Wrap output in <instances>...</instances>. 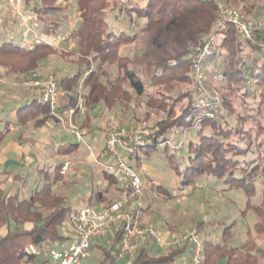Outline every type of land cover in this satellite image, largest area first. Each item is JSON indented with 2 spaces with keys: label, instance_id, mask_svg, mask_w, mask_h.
Masks as SVG:
<instances>
[{
  "label": "trees",
  "instance_id": "obj_1",
  "mask_svg": "<svg viewBox=\"0 0 264 264\" xmlns=\"http://www.w3.org/2000/svg\"><path fill=\"white\" fill-rule=\"evenodd\" d=\"M56 1L24 0V5L35 11L42 30L57 36L58 17L64 6ZM72 1L78 12V20L69 29L68 39L76 46L72 50L76 58L72 60L73 71L60 74L56 82L68 97L67 103L63 105L67 108L76 105L78 85L82 81L86 111L102 103L108 110L119 107L120 111L125 112L133 101H138V97L144 95L143 80L130 68L132 59L120 51L122 46L134 44L141 30L159 27L154 42L164 49L159 37L166 35L165 43L173 51V55L166 52L168 55L165 57L157 53L150 54L153 62L149 61L148 67L152 84L160 87L171 81L175 84L190 81L194 44L212 31L208 30L198 39L196 34L202 28L195 25V19L202 16L205 8L216 11L215 0H145L136 8L128 3L130 0H124L122 5L126 7V12L121 23L125 24L127 20L129 26L123 28L116 20L117 27L114 30L109 29L105 16L108 10L118 7L113 4L107 7L104 0ZM232 1L226 0L233 6ZM241 4L237 8L246 18L258 16L252 14L253 4ZM131 11L135 13L134 17L130 16L134 14ZM131 17L137 21L138 30L137 27L135 30L132 28ZM15 21L16 17L10 20V24L13 25ZM218 33L220 38L217 47L208 59L205 70L209 83L220 91L222 111L212 110L215 113L213 117L201 116L193 107V89L177 95L169 105L158 100L163 97L160 91H154L144 101L149 109L144 116L132 117L146 130L144 138L165 139L173 128L184 126L196 129V139L189 140L180 149H186V161H179L167 148L158 149L147 144L139 146L129 155V160L139 167L143 160L150 158L152 151L162 150L163 163L170 165L179 178L178 189L186 186L194 189L197 180L212 179L220 182L224 191H242L245 196L242 212L251 210L254 213L253 231L261 235L264 234V165L261 164L260 152L264 147V53L248 41L238 38L230 23H225ZM58 53L60 50L55 45L42 39L34 40L29 45L12 39L0 40V65L10 67L12 71L33 70L48 56ZM113 63L118 72L111 77L104 66ZM236 99L242 102L249 99L251 104L256 103L257 106H248L251 112H239L234 106ZM181 101L183 103L176 109ZM151 110L158 112L155 118H149ZM48 112L47 106L41 105L37 97L15 107L18 123H26L38 114ZM231 118L235 120V127L231 125ZM87 125L86 120L84 126ZM3 134L0 131V141ZM233 136L236 138L234 142ZM69 147L60 146L58 151L62 153ZM252 147H255L257 156H253ZM41 173L40 185L26 198L19 199L17 194H7L0 187V264H36L37 252L48 253L53 245L62 243L66 237L61 227L70 212L67 197L54 189V181L62 179L59 166L54 167L53 173L45 169ZM105 175L110 181L118 179L108 172ZM156 189L159 193L170 194L162 185ZM196 227L201 233L203 221H198ZM249 234L241 246L228 245L231 236L229 226L225 227L219 240L211 241L207 236H201L203 263L220 264V260L224 259V264H256L258 248ZM119 237L120 229L112 231L105 238L108 245L101 246L96 264H116ZM183 254H190L188 243L163 247L155 253L143 245L124 264H179L177 258ZM38 264L49 262L44 259Z\"/></svg>",
  "mask_w": 264,
  "mask_h": 264
},
{
  "label": "rangeland",
  "instance_id": "obj_2",
  "mask_svg": "<svg viewBox=\"0 0 264 264\" xmlns=\"http://www.w3.org/2000/svg\"><path fill=\"white\" fill-rule=\"evenodd\" d=\"M65 1L66 3H64ZM120 1V2H119ZM126 1V0H125ZM129 1V0H128ZM145 0H130L128 2L132 6L139 7ZM5 2V1H4ZM3 2V3H4ZM105 5L107 7L116 6L118 9L108 10L105 16L106 21L108 22L109 29H114L117 27L116 20L120 23L121 27L129 26V22L125 20V24L121 23L125 18L126 7L122 5L124 0H104ZM2 3V5H3ZM120 3V4H119ZM244 3L245 5L253 4L252 14L260 15L264 13V0H233V7L242 12L237 7H240ZM59 4V2L57 3ZM61 5H63V13L60 15H64L62 17V26L66 28L74 27L78 20V12L75 9L73 1L69 0H61ZM124 4V3H123ZM232 6V5H231ZM3 10L8 12L10 20L15 16L13 11L10 9H6L3 7ZM134 10V9H133ZM131 13H134L131 11ZM216 11L214 9L205 8L202 10V16L198 19H195V25L200 26L202 29L198 31L197 38L199 39L203 36L208 30H211L213 27V19ZM59 15V17H60ZM134 14H130V16L134 17ZM36 19L32 20L30 24H34L33 32L27 30L26 26L16 17L15 23L7 28L6 32L8 35L12 36L16 33L15 37L12 38L15 42H20L22 44L29 45L34 40L40 39V34L37 31V28L40 26V22L38 17L35 14ZM131 17V25L135 30L137 27V21ZM66 20V22H65ZM139 26L137 27V30ZM159 27L155 26L153 28H148L147 30H141L139 33V37L134 44L124 45L120 49L121 53L124 55H128L132 62L130 64V68H133L135 72L140 76L143 80V84L145 87V93L141 97H138V101H133L127 111L116 110L115 112L109 111L104 105L99 104L91 108L88 119L91 124L105 126L106 122H110L111 120H117L119 127L128 129L129 126H137L142 127L137 124L134 120H132L133 116L143 117L144 113L149 110L145 105L144 101L147 100L148 96L154 91H160L163 97L158 98L159 101L163 100L166 104H170L177 95L185 94L187 91L192 89L191 80L190 81H182L181 83L175 84L172 81L167 85L163 86H155L150 81L151 70L148 67V62L152 61V57H150L151 53H157L162 56H166L168 54L173 55V51L170 46H168L165 41L166 35H160L159 41L163 44L164 49L160 48L157 42H154V38L159 34ZM27 31V32H26ZM30 35L31 37L27 38L23 35ZM69 30L65 33L64 37L62 35L60 42L57 43V48L60 50V53L53 54L48 56V58L40 63V66L33 70H24V71H12L10 67H4L0 65V107L11 106L17 100H22L26 95L33 93L36 90H39L37 87L28 85L24 83L28 79L38 78V80H43L48 75H53L56 79L60 73H63L65 68H72V60H75L76 55H72V50L76 48L75 44L68 39ZM10 38H7V40ZM31 41V42H30ZM196 43L194 44V46ZM168 52V54H166ZM63 54V55H62ZM149 55V56H147ZM153 62V61H152ZM107 71H109L111 77H114L117 74V66L115 63L111 65L104 66ZM35 74V76H33ZM207 84L210 87H214L216 90V86L214 84L209 83L208 79L206 80ZM84 88V86H83ZM38 92V91H37ZM218 92H220L218 90ZM39 95V92H38ZM29 100V99H27ZM243 100V99H242ZM183 102H186L185 99H182ZM180 102L176 105V109L179 108ZM256 107V103H252L249 99H245L242 102L240 99L234 100V106L236 110L239 112L248 111V106ZM4 112L0 113V131H4L7 129L8 123L6 120V115ZM158 114L156 110H151L149 118H155V115ZM84 114L78 116L75 120L72 117V122L79 127L83 119ZM231 125L235 127V120L231 118ZM115 122V121H114ZM148 122V121H147ZM60 126V125H59ZM248 127L249 124L247 123ZM61 127V126H60ZM184 126H179L173 128L167 135L172 141L179 140L183 135ZM81 128V127H79ZM108 129V127H107ZM58 132V131H56ZM196 129H190L186 131V138L184 140V144L186 145L189 140L196 139ZM83 141H79V147L75 153L79 157L82 164L74 165L75 155L72 154V167L69 172L79 173L81 174V168H89L90 163H88L89 156V147L88 140L86 135H82ZM76 138L74 133H72V138H70V142H75ZM233 142L236 138L232 137ZM261 140V139H259ZM90 146V145H89ZM253 156H257V151L255 147H252ZM170 153H174L176 158L179 161H186L187 159V151L186 149H178V150H169ZM261 152V164L264 165V147L260 149ZM163 151L162 150H154L151 152L150 158L143 160V165H145L149 169L148 175L146 174V170L143 167H137L140 171V175H142L143 182H146L145 186V194L143 200V207L146 202L151 203V208L147 215L142 216V222L146 225H151L156 230L161 233L165 237H170L172 235H177L179 233L186 232L191 228H196V223L200 220L203 221L204 227L200 233L201 236H207L209 240L216 241L220 239V236L225 229L226 226H229L230 229V238L228 240V245L230 246H241L246 240L248 233L251 236V239L254 240L256 247L260 250L257 251L256 264H262L264 262V234H255L253 231V223L255 221V215L251 210H246L244 213L245 206V196L240 190H231L224 191L222 184L218 181H214L212 179L207 180H197L195 182V188L191 189L189 186H186L184 189H178V181L179 178L174 174L172 167L168 164H164L163 159ZM146 158V157H145ZM158 185H162L165 187L170 194H162L159 193L156 189ZM75 193H78L80 185L76 186L75 184ZM96 190V189H95ZM126 193V192H125ZM124 193V194H125ZM122 194V196L124 195ZM119 197V193L114 191L112 195H108L107 200L113 201L115 198ZM112 199V200H111ZM90 205L93 204V200H90ZM150 220L152 223L147 222ZM167 227V233H164L161 228ZM171 235H170V233ZM104 240L106 237H99ZM149 242L155 244L156 246H161L153 240H149ZM163 247V246H162ZM90 251L86 252V256L81 259L80 264H88L85 263V260L94 259V256L97 252V247H92ZM185 254L182 255L184 257ZM182 257L177 258V261H180ZM126 260H116V264H124ZM224 264V259L220 260V264Z\"/></svg>",
  "mask_w": 264,
  "mask_h": 264
},
{
  "label": "built area",
  "instance_id": "obj_3",
  "mask_svg": "<svg viewBox=\"0 0 264 264\" xmlns=\"http://www.w3.org/2000/svg\"><path fill=\"white\" fill-rule=\"evenodd\" d=\"M215 3L216 15L212 31L198 40L190 61V80L195 92L193 107L201 116L211 117L215 115L212 110L222 111L223 109L221 94L207 84L208 78L205 70L206 63L213 55L220 38L218 30L225 23H230L238 38L248 41L264 53V13L255 18H246L226 0H215ZM3 6L13 11L27 30L33 32L34 24H27V21L35 20L36 13L32 8L25 7L24 0H5ZM24 83L37 87L39 89L38 102L47 106L49 112L57 118L63 128L70 129L78 141H83L81 130L72 122L76 108L80 107L82 81L78 85L76 105L67 108H62L59 100L61 91L53 75H48L43 80L31 78ZM186 120L189 121L190 118ZM183 128L182 137L177 141H172L168 137L145 139L146 130L135 125L129 126L128 129L118 125L110 126L106 134L104 150L108 159L102 164L106 172L126 181L127 191L123 196L100 207L84 204L72 211L69 216V243L60 249L51 248L49 250L48 255L52 264H80L93 239L107 237L112 231L118 229H120V237L115 253L117 260H126L140 246L153 240L163 247L188 243L190 254L186 264H204L203 243L196 228L165 237L153 226L142 222L145 183L141 179L139 169L129 160V155L145 144L158 149L167 148L171 151L181 149L186 138V131L190 129L189 127ZM94 163H99L97 157L94 158Z\"/></svg>",
  "mask_w": 264,
  "mask_h": 264
},
{
  "label": "crops",
  "instance_id": "obj_4",
  "mask_svg": "<svg viewBox=\"0 0 264 264\" xmlns=\"http://www.w3.org/2000/svg\"><path fill=\"white\" fill-rule=\"evenodd\" d=\"M4 1L5 0H0V40L3 39L8 41L9 39L7 40V38L12 39L18 33L12 36V34L8 35L6 32L7 28H9L11 24L8 12L3 10L4 6L2 5V3ZM58 2L60 4L61 0L56 1V3ZM63 2L66 3L65 1ZM62 14L64 13L62 12ZM63 16L64 15H60V17H58L59 26L56 30L57 36L51 34L50 32L42 30L41 26H39L37 28V31L40 34V39L57 46V43L60 42L62 35L64 37L65 33H67L71 28H69L68 26H66V28L62 26ZM30 23L31 20H28L27 24ZM21 33H23V35L27 38L31 37V34L28 35L25 32ZM72 71L73 67L65 68V70H63V73L60 74L69 73ZM60 74L58 76H60ZM60 91L61 94L59 100L62 108H65L63 107V105L67 103L68 97L65 95L64 91ZM84 92L85 88H83L82 90V93ZM34 97L38 98L37 91L26 95L22 100L15 101L11 106L0 107V113H5V117L8 123L7 129L2 131L4 132V134L2 135V139L0 141V187L5 192H7V194H17L19 199L26 198L31 194L35 187L40 185L42 179V169L48 170L49 172L53 173L54 167L59 166L62 179H60L59 181H54V189L58 193H62L67 197V204L70 211L66 221L64 222V225L61 227V231L66 236L65 239L62 243L52 246V248L60 249L61 247L69 243V215L72 213V211L76 210L84 204H90V200H93V204H95L92 206L100 207L106 202L110 201L107 200L106 197L108 195H112L114 191H117L119 193V197H121L122 194L127 191L126 181L121 180L120 178L110 181L105 175V168L102 164L107 162L108 159L107 155L104 152L106 134L110 126L118 125V122L117 120H111L109 123L106 122V128L105 126L102 127L101 125L91 124L92 122H90L88 119V115L91 109L86 111L83 98H81L80 107L75 111L73 118L75 120L78 116L84 114L83 119L79 124V127L81 128H78L81 130L83 136L86 135L87 138H89L88 144L90 146L88 145L89 156L87 158L88 163H90V167L85 169L80 167L81 174L72 173L69 172L70 168L72 167V154L75 155V163H73L74 165H80L82 164V162L76 155L77 153H75L79 147L80 142L77 139L75 140V142L69 141L70 138H72L73 133L70 129L63 128L59 124L57 118L50 112L40 113L35 118L27 121L26 123L17 122L15 107L32 100ZM116 110H119V107H115L113 110L109 111L115 112ZM86 120L88 121V125L84 126ZM75 143H77V146L75 145ZM68 145H70L71 147H69L64 152L61 153L58 151L60 146ZM96 157L98 158L99 163H94V158ZM64 166L66 167L64 168ZM140 167H143V169L146 170V174L148 175L149 169L143 164L140 165ZM140 176L142 179V175ZM144 179L146 180V178ZM144 179L142 180L144 181ZM78 183L80 185V188L78 193H75V184L77 186ZM144 183L146 186V182ZM150 208L151 203L146 202L143 208L144 217L148 214L147 211H149ZM149 221L150 220H147L148 223ZM150 223L152 222L150 221ZM28 225L29 224H27V226ZM166 229L167 227L161 228L164 233H167ZM107 245V239H93L91 242V246L87 251L93 249L92 247H97L98 250L96 252V255L94 256V259L90 256V260L87 261L86 259L85 263L96 264L97 259L100 256L101 246ZM146 246L152 253L158 252L163 248L162 246H156L149 241L147 242ZM84 256H86V253ZM188 258L189 256L184 255V257H182L179 261V264H186ZM44 259H47L49 264H52L49 259L48 253L37 252V257L35 259L36 264Z\"/></svg>",
  "mask_w": 264,
  "mask_h": 264
}]
</instances>
